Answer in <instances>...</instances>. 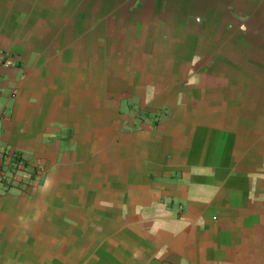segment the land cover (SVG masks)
<instances>
[{
    "label": "crops",
    "instance_id": "1",
    "mask_svg": "<svg viewBox=\"0 0 264 264\" xmlns=\"http://www.w3.org/2000/svg\"><path fill=\"white\" fill-rule=\"evenodd\" d=\"M0 51V264H264V0H0Z\"/></svg>",
    "mask_w": 264,
    "mask_h": 264
},
{
    "label": "built area",
    "instance_id": "2",
    "mask_svg": "<svg viewBox=\"0 0 264 264\" xmlns=\"http://www.w3.org/2000/svg\"><path fill=\"white\" fill-rule=\"evenodd\" d=\"M0 57L1 59L4 57V54L1 51ZM0 155L8 162V165H5L3 161L0 163V184L4 182H10L17 174L25 171V163L18 153L11 152L8 149L0 148ZM7 167L9 171L7 170Z\"/></svg>",
    "mask_w": 264,
    "mask_h": 264
}]
</instances>
